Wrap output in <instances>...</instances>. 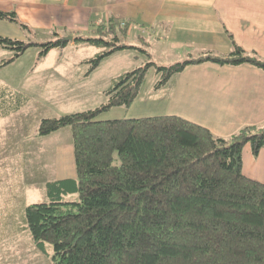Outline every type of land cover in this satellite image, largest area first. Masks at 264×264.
<instances>
[{
    "label": "trees",
    "instance_id": "obj_1",
    "mask_svg": "<svg viewBox=\"0 0 264 264\" xmlns=\"http://www.w3.org/2000/svg\"><path fill=\"white\" fill-rule=\"evenodd\" d=\"M0 19L29 31L14 12L0 10ZM130 27L110 19L92 27L98 37L76 36L73 43L108 47L91 60L96 67L113 51L131 48L118 44ZM62 44L44 42L41 54ZM0 46L16 49L17 56L26 45L0 38ZM232 46L225 56L147 62L118 77L101 108L41 120L40 135L71 128L76 175L47 182L48 201L26 206L25 226L37 249L50 244L54 264H264V183L241 170L243 146L257 154L264 128L246 126L222 138L174 115L95 119L100 109L128 105L151 65L160 77L155 89L191 64L264 71V58ZM13 95L0 90V118L21 105ZM69 193L79 201H64Z\"/></svg>",
    "mask_w": 264,
    "mask_h": 264
},
{
    "label": "rangeland",
    "instance_id": "obj_2",
    "mask_svg": "<svg viewBox=\"0 0 264 264\" xmlns=\"http://www.w3.org/2000/svg\"><path fill=\"white\" fill-rule=\"evenodd\" d=\"M57 32H29L0 19V38L26 45L17 56L16 49L0 46V90L14 94V99L21 98L16 111L0 118V264H54L52 246L45 243L43 252L32 241L25 226L24 210L30 204L48 201L47 182L74 178L76 173L71 128L66 126L40 135L41 120L101 108L108 103L107 91L121 75L150 61L171 65L184 55L160 46L162 43L156 39L161 34L151 35V31L142 34L150 44L147 47L136 38L139 30L132 27L130 34L118 42L131 48L115 50L92 67L91 60L108 47L67 41L41 54L42 43L69 36L64 31ZM76 36L99 35L90 31ZM155 65L149 67L139 93L128 105L100 109L95 119L159 116H139L144 114L142 102L148 101L160 79ZM63 200L79 201V196L69 193Z\"/></svg>",
    "mask_w": 264,
    "mask_h": 264
},
{
    "label": "crops",
    "instance_id": "obj_3",
    "mask_svg": "<svg viewBox=\"0 0 264 264\" xmlns=\"http://www.w3.org/2000/svg\"><path fill=\"white\" fill-rule=\"evenodd\" d=\"M0 10L14 12L29 31L73 37L110 19L127 21L147 47L142 34L160 33V46L184 54L176 62L225 56L232 43L264 58V0H0ZM152 92L139 116H178L222 138L246 126L264 128V71L247 64H191ZM241 160L242 173L264 183V148L254 154L245 144Z\"/></svg>",
    "mask_w": 264,
    "mask_h": 264
},
{
    "label": "water",
    "instance_id": "obj_4",
    "mask_svg": "<svg viewBox=\"0 0 264 264\" xmlns=\"http://www.w3.org/2000/svg\"><path fill=\"white\" fill-rule=\"evenodd\" d=\"M74 37L72 35L62 37L58 39V42H67V41H73Z\"/></svg>",
    "mask_w": 264,
    "mask_h": 264
}]
</instances>
